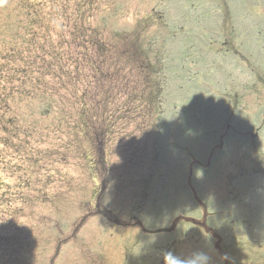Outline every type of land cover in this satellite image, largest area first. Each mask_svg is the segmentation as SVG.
Segmentation results:
<instances>
[{
	"label": "rangeland",
	"instance_id": "1",
	"mask_svg": "<svg viewBox=\"0 0 264 264\" xmlns=\"http://www.w3.org/2000/svg\"><path fill=\"white\" fill-rule=\"evenodd\" d=\"M25 1L0 0V264H264V0H61L78 50Z\"/></svg>",
	"mask_w": 264,
	"mask_h": 264
},
{
	"label": "trees",
	"instance_id": "2",
	"mask_svg": "<svg viewBox=\"0 0 264 264\" xmlns=\"http://www.w3.org/2000/svg\"><path fill=\"white\" fill-rule=\"evenodd\" d=\"M46 2L49 3L48 6H49V8H51L52 12H53V10L56 11L55 16L53 14H49L48 12H47V15H46V13H44V15H42L41 10H42V8H47V5L44 6L41 3H39L37 0H27V1H25V3H26V7L28 8V20H29V16H31L32 20L36 21L37 24H40L42 26L45 34L50 35L51 33H55L57 35V26L54 25V18L56 19V17L59 14H61L60 15V21L63 22V24L65 23V24L69 25L70 23L74 22V24L76 25L75 28L71 31V33L69 32L70 38H67V40L64 39V41H67L68 46H75V49L78 50V46L81 43H77L78 45L75 44L77 42V38H75V32L77 29L82 28L83 30L82 29L81 30L85 31L87 28L79 26L76 23V21H74V18L70 17L71 13L69 11H68V13L66 12L65 14H63V10L66 9L67 3H63L61 0H45L44 3H46ZM96 3H97V0H87L86 11H91L93 9L95 10ZM74 10L79 12L80 6H76ZM94 10L91 13V16L93 15ZM161 20H162V16L159 17L158 21H161ZM53 28H56V29H53ZM61 29H64V28L62 27V28L58 29V31L62 32ZM88 30H89V27H88ZM82 46L84 48V52L79 53V56L81 58L80 60L92 59L90 54H89L90 56L88 57L87 47L84 46V43L82 44ZM124 49L127 50V48H124ZM104 51L108 54L107 56L100 52L96 55V57L102 58V59H108L109 55H111L110 54L111 51H110V49L104 50ZM54 52H55V54H54ZM54 52L53 51L52 52L47 51V54L44 55V57L46 56L45 59H47L48 56L53 55V62H51L49 68H54L56 70L57 74L62 73L63 66L61 68L60 61L58 60V56L62 60H63V58L59 55V53H57L56 51H54ZM126 55H127V51L123 52L121 56L125 57ZM66 60H68V58ZM44 69L46 72L48 71L47 68H44ZM9 70L14 74H16L18 72V69H16L15 67H11ZM42 71L43 70H41L40 74H42ZM19 73H20V70H19ZM158 93L159 92H157L156 98H154V99L157 102V104L159 105L161 103V101H160V98L157 97ZM81 105H83V101H82V104H80V106ZM7 113H8V107L6 105V99L0 98V148H3V149L6 146H8V144L10 143L9 139H7L10 135V133L7 131V128L13 127L16 129L15 124L12 121H9V119H6ZM0 153H1V150H0ZM0 161H1V158H0ZM1 184H3V183L0 182V185ZM3 208H6V206H5V202L3 199V195L0 194V216L4 212Z\"/></svg>",
	"mask_w": 264,
	"mask_h": 264
},
{
	"label": "clouds",
	"instance_id": "3",
	"mask_svg": "<svg viewBox=\"0 0 264 264\" xmlns=\"http://www.w3.org/2000/svg\"><path fill=\"white\" fill-rule=\"evenodd\" d=\"M151 242H155V237L151 239ZM162 259L163 264H212L211 256L207 252L199 249H192L179 254L173 251H165L162 253ZM222 259L228 260L229 257L225 254Z\"/></svg>",
	"mask_w": 264,
	"mask_h": 264
}]
</instances>
